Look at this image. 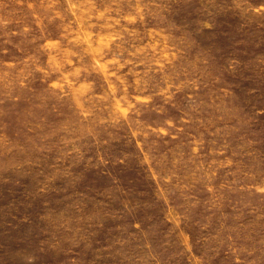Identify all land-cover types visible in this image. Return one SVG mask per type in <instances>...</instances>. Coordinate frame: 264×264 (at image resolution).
Segmentation results:
<instances>
[{"label":"rangeland","instance_id":"1","mask_svg":"<svg viewBox=\"0 0 264 264\" xmlns=\"http://www.w3.org/2000/svg\"><path fill=\"white\" fill-rule=\"evenodd\" d=\"M0 264H264V0H0Z\"/></svg>","mask_w":264,"mask_h":264}]
</instances>
